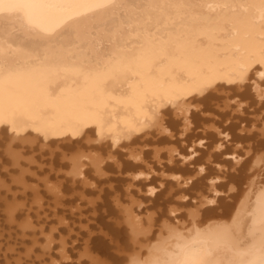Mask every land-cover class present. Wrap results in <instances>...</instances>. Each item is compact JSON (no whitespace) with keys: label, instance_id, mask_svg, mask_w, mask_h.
Masks as SVG:
<instances>
[{"label":"bare ground","instance_id":"obj_1","mask_svg":"<svg viewBox=\"0 0 264 264\" xmlns=\"http://www.w3.org/2000/svg\"><path fill=\"white\" fill-rule=\"evenodd\" d=\"M49 105L44 129L23 124ZM0 116L23 178L14 144L49 140L30 145L49 175L26 176L45 188L17 196L62 199L58 222L79 213L41 227L45 252L57 238L69 257V234L89 253L67 264H236L264 248V0H0ZM14 203L15 218L31 207Z\"/></svg>","mask_w":264,"mask_h":264},{"label":"rangeland","instance_id":"obj_2","mask_svg":"<svg viewBox=\"0 0 264 264\" xmlns=\"http://www.w3.org/2000/svg\"><path fill=\"white\" fill-rule=\"evenodd\" d=\"M69 79H73V77L69 78ZM63 80H65V78L62 77V81ZM72 85H73L72 83L67 84V86L66 85H62V86L60 85V89H63V88H70L71 89ZM37 99L38 98L34 99V101H37ZM39 108L45 109V113H47V115H45V120L43 118L37 116V118H35L36 121H34L33 118L27 114L26 109H21V111L25 113L24 115H22L23 119L25 120V122L23 121L24 122L23 124H25L26 122H29L30 124L34 123L35 125L42 127L41 129H44L46 127V124H45L46 122L51 123L52 121L55 120L56 110L53 106L52 107H51V105H49L48 107L40 106ZM52 114H54V116ZM3 122H4V120L1 119V116H0V264H8L7 263L8 259H9L8 262L12 261V263L10 262V264H20L19 261H21V264H23V263L24 264H34V263L35 264H44L45 261L48 264H62V262H64L63 264H67L68 262H70L72 260L74 261L75 260L74 258L79 260L81 258L80 257L81 255H83V257L85 255H88L89 253L86 254L82 251L80 253L81 255L79 254V256H74L72 254L73 253V250H72L73 247L72 246H74V244L77 242V240H75V237H73V235L71 237V235H69V234H67V236L69 237L68 238V245L70 247V251L64 253V255H69V257H67V258L66 257L64 258V256L62 255V248L57 247L59 244V241H60L57 238L55 239V245L53 244L55 247L52 245L53 248H56V249L53 250L52 246L50 248L53 250V251L51 250V254L49 252L50 251L49 247L47 248L49 253H47V251L45 252L44 249H41L42 245L39 246L41 243L44 244L46 242V236H47V232L42 231V228H41L42 226L50 225V227H53V226H57V224H58V227H59L58 229H60V228H62V226H59V225H62V223H65L63 225H66L67 222L68 223L70 221L72 222V218L73 219L78 218L79 213L73 215L74 213H73L72 209H68V211H66L68 214V218L66 220L67 222L66 221L65 222L64 221L58 222V218L53 213L55 212L54 208H55V210L62 208V205L60 204V203H62V199L61 200L59 199V201H53V199L55 198V197H53V199H51V201H49V202L55 206H50L49 204L43 205L46 202L48 203V200H50L49 195H51V193L50 192H43V189L45 187H43L44 185L42 184L40 179H26L27 178L26 176L30 175V174H33L37 177L38 176L40 177L42 174H44V176H48L50 173L49 170L44 172V173H40L43 167H44L43 170L45 169L47 162L44 161V158L47 157V155L42 153L41 149H39V148H37L36 150H33V151L30 150L32 148L30 145H32V144H36V143L38 144L39 143V144H43V146H46V147L49 145V140L44 138V137H40V138L38 137V138L34 139V136H37L38 132L41 129L36 131V135H31L33 133H30V132L23 134L21 136V139L23 140L24 145L21 143L18 146V144L15 143L14 146L12 147L13 148L12 150L16 151L17 153H18V151H21V150H24L26 152L23 155V159H25L24 161L26 162V164H23V166L25 168V173H26L25 178H23L22 177L23 173H20L19 170L17 169L18 165L16 164V162L18 160L15 158L14 154L12 153V151L10 149L8 151V145L5 143L7 140L5 138L2 139L3 135H4V134H2V130L4 129L3 128V126H4ZM6 125H10L11 127H13L14 131H15V128H17L16 122L11 123L10 121H7ZM59 126H58V124H52L51 128L52 127H59ZM10 132H11V129H10ZM16 138H18V137H16ZM16 145L18 147H16ZM35 155H37V159H38L37 162H34L35 161V158H34ZM31 158L33 159V163L28 162L29 160H31ZM33 164H36V166H34ZM39 164H42V168L40 166H37ZM25 181H28V183H30L32 185L35 184V186H37V188L38 187L43 188V189H41L42 190L41 195L43 196V198L42 199L41 198L36 199L33 195H31V196L27 195L28 197H26L24 199V197H22V196H17V194L18 195L23 194V192L25 191V189H26L25 185L23 186ZM56 181H57V178H53L51 183L56 182ZM58 183H59V181H58ZM51 185L52 184H50L49 186H51ZM29 191H32V190H29ZM15 197L17 198V201H19L20 205L18 203L17 204L14 203L12 212L14 211V208L17 205H18V207L19 206H25L26 204H29V207L31 206L30 208H28V206H26V212L24 214H20L19 217H18V215H16V218L13 217L12 213L10 215L6 214V211L4 210V205H3V201H6V200H8V202H14V200L16 199ZM13 198H15V199H13ZM38 199H40V201L43 204H39V202H37ZM79 202H80V200H76V201H72V202L70 200H68L67 203L69 204V206H71L72 203H75L76 205H74L73 210L76 212H79L80 207H82ZM56 203L58 205L60 204L61 206L59 205L58 206L59 208L56 207ZM87 206H89V204H86L82 208H85ZM43 208L44 209L49 208L48 210H50V211L52 210V211L50 212V214L48 216H46L48 211H45ZM23 209H25V207L21 208L19 210L21 211ZM40 210H42V212H40ZM30 212H32V213L29 214ZM62 213H63V211H62ZM5 215H7V217H9L10 221L13 220L12 221V223H14L13 225L11 224V222H9V220L7 221V219L5 218L6 217ZM41 215H43L42 218H44V219L47 218V219L44 220V222L38 223V218L40 219ZM28 218H30L32 220L31 223H35L34 225H36V226L29 225ZM48 219H49V221H48ZM33 220H34V222H33ZM21 221H24L26 223V228H22L21 225H19V223ZM8 223H9V225H12V226H8ZM15 223L17 224L16 226H15ZM55 223H56V225H55ZM72 224L74 225L73 222H72ZM79 224H80V222H76L75 223L76 227L81 228L83 226L82 228H85V224L81 225V227ZM5 226H6V228H5ZM36 227L38 228V231H37L36 236L33 238L34 233L32 234V232ZM79 228H75V229L73 228L72 232H75V230L77 231V229L79 230ZM58 229H56V231H55L56 234H57ZM59 231L60 230H58V233H59ZM49 233H50V230H49ZM75 233H77V232H75ZM30 234L32 235V237ZM36 237L38 238V240ZM35 238H36V240H35ZM31 242H32V244H31L32 247L29 248L31 246L30 245ZM26 245L29 246L28 250L25 249V248H27V247H25ZM30 249H32V250H30ZM18 250H19L20 254L18 253ZM33 250L36 251L37 254H35L34 252H31ZM22 251H23V253H22ZM28 253H30V254H28ZM38 253H41V254H38ZM45 253H47V254H45ZM37 255H38V257H37ZM100 256H101V258H106L105 253H101ZM18 257L21 259L18 260L17 259ZM5 258H7V259H5ZM85 258H86V260L90 261L92 264L94 263L93 260L90 259V257H89V259L87 257H85ZM42 259H44V261ZM78 260H75L74 262H78ZM22 261H23V263H22ZM26 261H27V263H26ZM41 261H42V263H41Z\"/></svg>","mask_w":264,"mask_h":264},{"label":"snow or ice","instance_id":"obj_3","mask_svg":"<svg viewBox=\"0 0 264 264\" xmlns=\"http://www.w3.org/2000/svg\"><path fill=\"white\" fill-rule=\"evenodd\" d=\"M252 259L248 261L237 260L236 264H264V248L258 250V252L251 254Z\"/></svg>","mask_w":264,"mask_h":264}]
</instances>
